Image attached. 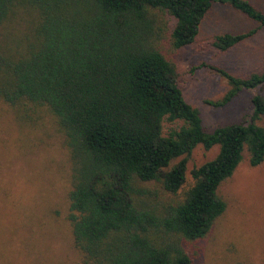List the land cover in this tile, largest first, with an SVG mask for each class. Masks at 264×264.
Wrapping results in <instances>:
<instances>
[{
  "label": "trees",
  "instance_id": "trees-1",
  "mask_svg": "<svg viewBox=\"0 0 264 264\" xmlns=\"http://www.w3.org/2000/svg\"><path fill=\"white\" fill-rule=\"evenodd\" d=\"M216 4L258 26L217 35V50L264 29L251 0H0V99L25 124L42 109L55 117L84 264H195V243L226 212L222 185L244 162L264 164V63L244 78L207 66L230 87L209 105L253 93L245 121L213 131L180 86L177 56ZM198 146L219 152L189 183Z\"/></svg>",
  "mask_w": 264,
  "mask_h": 264
},
{
  "label": "rangeland",
  "instance_id": "rangeland-1",
  "mask_svg": "<svg viewBox=\"0 0 264 264\" xmlns=\"http://www.w3.org/2000/svg\"><path fill=\"white\" fill-rule=\"evenodd\" d=\"M251 1L264 11V0ZM257 27L230 6L216 4L198 41L177 56L181 89L209 131L245 121L253 113V93L243 91L224 107L209 105L208 101L221 100L230 87L207 66L244 78L262 71L264 63V29L226 52L213 47L214 38ZM55 126L47 109L34 113L25 124L0 99V264H84L68 218L70 163ZM179 126L165 123V132ZM218 152V146L193 151L189 183L190 171ZM220 195L227 202L226 212L195 243V264H264V164L257 168L241 164L222 185Z\"/></svg>",
  "mask_w": 264,
  "mask_h": 264
}]
</instances>
